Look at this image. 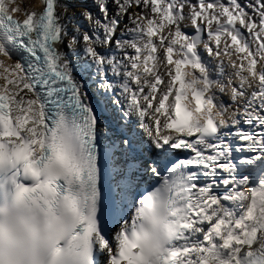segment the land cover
Segmentation results:
<instances>
[{"label":"snow or ice","instance_id":"snow-or-ice-1","mask_svg":"<svg viewBox=\"0 0 264 264\" xmlns=\"http://www.w3.org/2000/svg\"><path fill=\"white\" fill-rule=\"evenodd\" d=\"M40 4L0 0V264H264V0Z\"/></svg>","mask_w":264,"mask_h":264},{"label":"rangeland","instance_id":"rangeland-1","mask_svg":"<svg viewBox=\"0 0 264 264\" xmlns=\"http://www.w3.org/2000/svg\"><path fill=\"white\" fill-rule=\"evenodd\" d=\"M69 2L73 5V7L69 9L70 13L75 11L78 14L79 12H82L85 9H89V10H91L93 12L97 11L95 6L93 7V6H90V5L86 4L85 0H69ZM192 2L195 3L196 0H192ZM241 2H243V0H241Z\"/></svg>","mask_w":264,"mask_h":264},{"label":"bare ground","instance_id":"bare-ground-1","mask_svg":"<svg viewBox=\"0 0 264 264\" xmlns=\"http://www.w3.org/2000/svg\"><path fill=\"white\" fill-rule=\"evenodd\" d=\"M86 4L90 5V6H95L93 5V0H85ZM34 3H35V10L39 11L40 10V0H34ZM111 6V5H110ZM134 11H136V9L134 8L133 9ZM60 11H63L62 9ZM18 17L22 18L23 16L20 15V14H16ZM185 31H191V29H185ZM224 58L225 60L227 59L226 57H222Z\"/></svg>","mask_w":264,"mask_h":264}]
</instances>
